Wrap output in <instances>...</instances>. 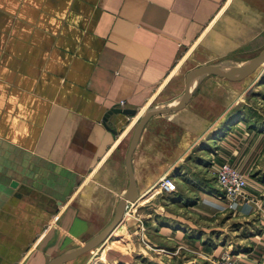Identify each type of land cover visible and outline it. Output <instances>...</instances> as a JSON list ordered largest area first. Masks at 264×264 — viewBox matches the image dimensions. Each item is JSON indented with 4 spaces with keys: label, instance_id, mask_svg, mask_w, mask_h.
Listing matches in <instances>:
<instances>
[{
    "label": "crops",
    "instance_id": "obj_1",
    "mask_svg": "<svg viewBox=\"0 0 264 264\" xmlns=\"http://www.w3.org/2000/svg\"><path fill=\"white\" fill-rule=\"evenodd\" d=\"M263 50L264 0H0V264H50L98 236L129 194L128 151L145 114L176 104L194 69ZM263 72L243 90H220V79L242 80L199 77L185 107L151 118L131 159L136 201L66 264H92L127 236L137 247L140 237L177 239L178 250L165 247L171 264L227 252L264 264ZM113 109L136 115L106 123ZM224 164L248 177L224 224L239 227L193 233L184 214L226 215L208 181ZM164 177L176 192L159 188ZM190 248L200 252H179Z\"/></svg>",
    "mask_w": 264,
    "mask_h": 264
},
{
    "label": "rangeland",
    "instance_id": "obj_2",
    "mask_svg": "<svg viewBox=\"0 0 264 264\" xmlns=\"http://www.w3.org/2000/svg\"><path fill=\"white\" fill-rule=\"evenodd\" d=\"M255 53L256 51L252 50L250 54L254 55ZM248 58H249L248 55H245V56L231 55L228 57H221V58L213 59L212 63L214 64L217 63L220 65L226 64V63L241 64L243 63L242 62L243 60L248 59ZM259 76L260 74L256 73L236 83H226L228 81L220 79V82H221L220 90L226 91V90H232V89H235V90H243V89H249V88L255 89L256 85H254V82H255V79L258 78ZM261 76L264 77V72L262 73ZM230 82H233V81H230ZM221 99L226 101L228 97L226 95V97H221ZM229 99H232V96H229ZM257 104H261V103L259 101H255L253 106ZM215 174H217V169L216 171L211 172V177L208 181H212V182L216 181L215 177H213V175ZM204 180L207 181L206 175L204 177ZM228 210H229L228 208L222 209L218 215L220 214L221 215L226 214V215L225 217H220V218L211 217V215L207 216L206 218L200 215L197 216L196 211H192V212H188V214H184L185 216L184 218H185V221L188 222V224H192L194 225V227L195 226L197 227V229L195 228L192 229L193 233H195V230H198V231L201 230L204 232L205 235L207 234L222 235L224 234L223 231L228 232L230 229L239 227V225H234L233 223L224 226L226 221L230 218V215L227 213ZM215 220H217V222H214ZM148 239L149 240L143 237H140L139 238L140 245L139 247H137L134 244L136 243V241L135 240L133 241L132 238L130 237L128 238L127 236L124 243L119 244L118 247H116L117 248L116 250H119V251H115V250L108 251L107 250L105 253H103L102 251L97 252L96 255H94L92 258V264H115V261L117 260V258L122 259L123 264H171L169 263V257H168L170 255V252H167V251L169 248L171 249L169 250L171 252H175L176 250H178V247L180 245V243L177 242L178 240L173 239L172 241H170L167 238L159 237V236H153L152 238L148 237ZM114 246L115 245H113V247ZM165 247L167 248L169 247V248L165 249ZM195 251L194 249L190 248L188 250L182 249L179 252H195ZM196 252H200V251H196ZM100 257L101 259L96 260Z\"/></svg>",
    "mask_w": 264,
    "mask_h": 264
},
{
    "label": "water",
    "instance_id": "obj_3",
    "mask_svg": "<svg viewBox=\"0 0 264 264\" xmlns=\"http://www.w3.org/2000/svg\"><path fill=\"white\" fill-rule=\"evenodd\" d=\"M263 64H264V50L258 56L254 57L253 59L248 61L246 64H244L243 67L238 70H230L225 67H222V65H210V66L198 67L188 74L187 90L176 104L170 107H167V108H163L161 110L153 109V110L148 111L145 114V116L140 120L137 128L135 129V132H134L131 144H130L127 161H126L127 169H128V173L130 177V190H129V194L125 196L123 200L119 203L113 222L104 231H102L98 236L86 242L84 245L70 252H67L61 256H58L57 258L52 260L50 264H66L80 257L81 255L97 248L101 243H103L107 239V237L113 232V230L121 223L126 213V209L128 206L127 203L128 202L134 203L137 199L136 183H135L132 168H131V159L139 143L141 135L151 118H153L156 115L170 113L172 111L185 107L193 95V81L198 79L199 77H202L205 75H212L216 77L227 78L230 81H240L252 75ZM113 114L133 116V115H136V112L132 110L113 109L110 112H108V114L106 115L105 117L106 123L108 122V120Z\"/></svg>",
    "mask_w": 264,
    "mask_h": 264
},
{
    "label": "built area",
    "instance_id": "obj_4",
    "mask_svg": "<svg viewBox=\"0 0 264 264\" xmlns=\"http://www.w3.org/2000/svg\"><path fill=\"white\" fill-rule=\"evenodd\" d=\"M123 107L124 104L122 103ZM217 185L225 194L227 208L233 210L235 204L243 197L244 191L248 187V177L242 174L238 169L224 164L217 169ZM159 188L167 193L177 191V183L173 178L164 177L159 182ZM128 208V207H127ZM212 264H246L243 260L227 252L220 259L211 260Z\"/></svg>",
    "mask_w": 264,
    "mask_h": 264
},
{
    "label": "bare ground",
    "instance_id": "obj_5",
    "mask_svg": "<svg viewBox=\"0 0 264 264\" xmlns=\"http://www.w3.org/2000/svg\"><path fill=\"white\" fill-rule=\"evenodd\" d=\"M243 65H244L243 63H241V64H233V63L228 64V63H226V64H222V67H225L227 69H229V68H242Z\"/></svg>",
    "mask_w": 264,
    "mask_h": 264
}]
</instances>
